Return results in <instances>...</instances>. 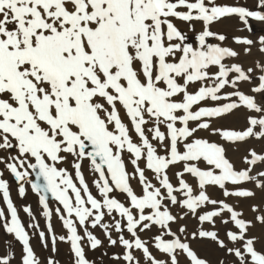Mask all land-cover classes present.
I'll list each match as a JSON object with an SVG mask.
<instances>
[{
  "label": "snow or ice",
  "instance_id": "snow-or-ice-1",
  "mask_svg": "<svg viewBox=\"0 0 264 264\" xmlns=\"http://www.w3.org/2000/svg\"><path fill=\"white\" fill-rule=\"evenodd\" d=\"M0 193V264H264V0H0Z\"/></svg>",
  "mask_w": 264,
  "mask_h": 264
},
{
  "label": "rangeland",
  "instance_id": "rangeland-1",
  "mask_svg": "<svg viewBox=\"0 0 264 264\" xmlns=\"http://www.w3.org/2000/svg\"><path fill=\"white\" fill-rule=\"evenodd\" d=\"M84 172H85L86 177L89 179V183H91V173L88 170L87 162H85V164H84ZM6 178L9 179V182H10V195H11V198L13 196V198H12L13 203L15 204V206L17 208H19L21 210V212H19L18 214H20V213L23 214V207L30 205L32 208L34 216L36 218H38L39 213L36 209H38L37 207H39V206H38V197L36 196V194H34L29 188L26 196L21 198L18 195V187H17L16 183L14 181H12V178L10 176L6 175ZM57 206H59V205L58 204L55 205V203L51 204V207L53 209ZM0 208H3L7 214V208H6V204L3 201L2 193H0ZM39 209L41 210V213H42V209L40 207H39ZM249 215H250V213H249ZM53 218L59 220L55 216V214L53 215L52 219ZM25 219L26 220H24V222H25V226L27 227V225L31 222V220H30V217L29 218L25 217ZM39 222H36L40 226L39 230H46V224H47L46 218L44 219V222H42L41 220ZM59 223H61V222H59ZM29 231L31 234L33 230L29 229ZM95 231H96V234L98 235L99 238L104 239L103 234L99 229H96ZM6 242H8L12 245V250L16 253L17 257H19L21 245L17 241L14 240L13 236L6 234L5 231L3 230V228H0V255L6 254V252H7ZM106 243L107 242L105 241V244ZM31 244H32L34 250L36 251L37 255L41 258V261L43 264L44 258L52 254L50 242H49L48 249H44L42 247L41 241L39 240V237L37 234V235H33L32 240H31ZM108 251L110 253L111 252H118V251H120V249L119 248H110V249H108ZM99 254H100L99 251H97L95 253L89 252L90 257H93V256L98 257ZM55 259L59 260L60 264H69V254H68V245L67 244H64L62 242L60 243V248H58V252L55 254ZM105 264H111V262L106 260Z\"/></svg>",
  "mask_w": 264,
  "mask_h": 264
},
{
  "label": "bare ground",
  "instance_id": "bare-ground-1",
  "mask_svg": "<svg viewBox=\"0 0 264 264\" xmlns=\"http://www.w3.org/2000/svg\"><path fill=\"white\" fill-rule=\"evenodd\" d=\"M28 196V195H27ZM25 199V198H24ZM36 208V207H35ZM38 209H36L37 211H38V213H39V215H38V218H36V222H39L40 220L42 221V222H44V217H43V214L41 213V210L39 209V207H37ZM18 209V213L19 212H21V210L19 209V208H17ZM19 216H20V219H21V221L25 224V222H24V220H26L25 219V217L26 218H29L28 216H27V214H25V212L23 211V214L22 213H20L19 214ZM30 220H31V218H30ZM53 221H52V224H53V226H54V229H55V231H56V233L57 234H60L61 232H62V229H61V223H59L60 221L59 220H57V219H55V218H53L52 219ZM40 223V222H39ZM60 243L61 242H58L57 243V247L58 248H60Z\"/></svg>",
  "mask_w": 264,
  "mask_h": 264
}]
</instances>
